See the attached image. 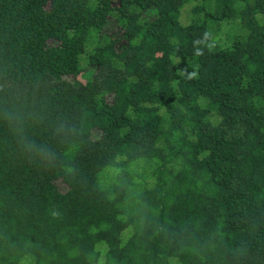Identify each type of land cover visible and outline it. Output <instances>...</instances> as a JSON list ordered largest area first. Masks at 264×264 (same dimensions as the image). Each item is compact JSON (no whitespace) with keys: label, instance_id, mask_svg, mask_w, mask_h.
Listing matches in <instances>:
<instances>
[{"label":"trees","instance_id":"1","mask_svg":"<svg viewBox=\"0 0 264 264\" xmlns=\"http://www.w3.org/2000/svg\"><path fill=\"white\" fill-rule=\"evenodd\" d=\"M0 264H264V0H0Z\"/></svg>","mask_w":264,"mask_h":264},{"label":"rangeland","instance_id":"2","mask_svg":"<svg viewBox=\"0 0 264 264\" xmlns=\"http://www.w3.org/2000/svg\"><path fill=\"white\" fill-rule=\"evenodd\" d=\"M187 5L185 4L184 6V9ZM183 9V10H184ZM185 15V13H184ZM104 31H110V32H115L118 30L117 26L114 24V23H110V24H107L104 28H103Z\"/></svg>","mask_w":264,"mask_h":264}]
</instances>
